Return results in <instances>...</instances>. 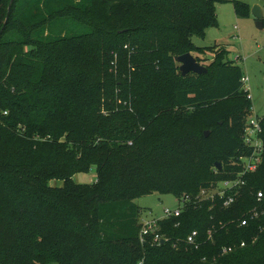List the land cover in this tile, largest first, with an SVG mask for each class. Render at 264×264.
Masks as SVG:
<instances>
[{
    "label": "trees",
    "instance_id": "1",
    "mask_svg": "<svg viewBox=\"0 0 264 264\" xmlns=\"http://www.w3.org/2000/svg\"><path fill=\"white\" fill-rule=\"evenodd\" d=\"M221 1L0 0V131L6 132L0 142L12 148L8 155L0 152V183L14 194L10 205L0 196V249L11 254V260L0 257V264H264V202L257 218L239 225L256 206V193L264 194V117L261 163L244 176L230 208L218 197L202 201L160 222L167 238L163 243L139 241L141 209L134 199L155 192L196 198L234 177L233 160L248 152L241 136L251 101L240 68L226 48L218 55L219 45L192 43L216 24ZM234 8L237 15L247 14L239 2ZM84 16L90 34L75 33L66 24ZM58 22L61 29L55 32ZM93 34L137 46L133 60L140 66L133 77L139 78L138 90L131 87L130 102L123 82L93 78L103 57L88 39ZM118 44L113 40L106 46L110 57L104 55V61L122 64ZM207 50L216 63L206 73L180 75L203 84L180 86L168 78L177 56ZM10 85L19 89L8 96L15 108L2 93ZM43 85L53 90L32 88ZM232 98L237 102L226 106ZM64 145L74 154L99 155L83 158L87 168L75 170L71 153L53 156ZM91 166L97 170L95 182L72 179ZM54 179L62 184L54 186ZM192 230H198V248L183 241ZM242 240L245 246L220 254L222 246Z\"/></svg>",
    "mask_w": 264,
    "mask_h": 264
},
{
    "label": "rangeland",
    "instance_id": "2",
    "mask_svg": "<svg viewBox=\"0 0 264 264\" xmlns=\"http://www.w3.org/2000/svg\"><path fill=\"white\" fill-rule=\"evenodd\" d=\"M234 2H239L244 5L246 7L244 10H247V14L237 15L234 8ZM254 5H257L261 8L264 19V0H222L217 5L216 24L208 26L205 30L204 36H194L192 43L195 47L199 48L219 45L221 47L214 49V53L218 55L223 52L224 48L228 50L229 60H234V63L240 68L242 76L247 77L244 87L248 90L249 98L247 97V99H250L251 101L250 116L252 118H262L264 117V27L260 29L255 24L256 20L251 12ZM66 24L69 26L71 25V27L74 28L75 33H92L90 20L86 16H84L82 19L80 18L78 22L68 21ZM53 27L55 32H57L61 29V23H55ZM134 37L135 36L133 35H129L126 38L129 40H134ZM88 39L91 41V43H95L97 54L100 52L101 55H103L101 59L102 62L100 63L101 67L99 74L97 72L99 62L92 70L93 78L95 80L101 79L103 82H108L111 80L117 81L118 84L123 82L122 88L126 87V89L129 91L128 100L130 102L131 87L135 86L136 90H138V85L136 83L139 81V78L133 77L134 73L140 66L139 61L133 60L134 56L138 53L137 46L129 42H123L122 44V38H118L120 39L119 41L110 35L93 34L89 36ZM113 40L119 43L117 47L121 51L122 64L117 65L115 61H104V55L107 57V59L110 57V54L108 57L105 53V48ZM212 53L210 50H207L205 54H198L197 52H193L191 54L195 58H199V60L208 59L204 62L202 60L198 62L204 65L206 68H209L216 63L215 60H213ZM97 54H95V59L98 61L100 56ZM150 64L153 65L155 70H158L157 61L152 60ZM176 65V69L169 74V79L178 81L180 86L188 87L191 85L199 86L200 84L204 83L201 82V79H196L195 76L193 78H189L188 80H182L179 71V63ZM117 87L118 86H116V88ZM32 88L41 93H48L53 90V86L47 87L45 85ZM18 90L19 89L15 85H10L2 91L4 94V99L13 108H15V106L12 104L13 101L11 102L8 99V96L19 93ZM236 102L237 99L232 98L227 99L224 104L228 106ZM124 105L128 104L125 102ZM100 112L106 114L107 111L101 108ZM52 116L53 115L50 114L48 118H52ZM0 133L3 135L6 134L4 130H1ZM60 140L65 141L64 138H61ZM126 143L131 142L130 140H127ZM62 151H65V153H71L72 156L70 157L69 163H71V167L75 170L87 168L85 163L81 164L83 158L84 160L87 159L86 161H88L96 158L99 155V153L91 154L87 150H79L78 154H74L70 145H64L58 147V149L53 153L55 159L61 158ZM0 152H2L1 156L10 154L12 152L10 144H7V142H0ZM71 177L76 183L92 184L96 181L97 170L94 166H91L86 171H77L73 173ZM52 184L54 186H60L62 181L54 179ZM0 196H2L4 202L7 205H10L14 194L10 188L0 183ZM134 202L141 209L142 215L150 218L163 215L162 210L164 207L174 209L179 205L178 197L175 195L170 193L156 192L136 198L134 199ZM0 257L5 260H11V254H9L7 250L2 251L0 249Z\"/></svg>",
    "mask_w": 264,
    "mask_h": 264
},
{
    "label": "built area",
    "instance_id": "3",
    "mask_svg": "<svg viewBox=\"0 0 264 264\" xmlns=\"http://www.w3.org/2000/svg\"><path fill=\"white\" fill-rule=\"evenodd\" d=\"M241 81L243 83L244 90L247 91V97L249 98L248 90L244 87V83L247 81V77L242 76ZM250 114L246 117L245 126L242 132V143L248 147V152L241 154L233 160L238 166V170L234 177L228 178L223 181L217 182L216 186L211 190H201L200 194L196 198H191L189 195H183L179 200V205L171 209L164 207L162 210L163 215L158 217L143 216L140 212L139 215V241L142 245H159L167 240V238L160 232V222L168 218L180 217L181 213L188 208H196L201 205L202 201L215 200L218 197L221 200L222 206L227 209L230 208L238 199L240 195V189L245 185L244 176L250 173H254L262 160L263 154V139H262V127L261 118H252ZM256 206L246 212V216L239 220L240 226H246L249 224V220L255 219L259 216V208L262 206L264 200V194L258 191L255 196ZM207 237H211V230L208 229ZM198 230H192L185 239V244L198 248L200 245ZM176 247V244H174ZM245 246V240L239 242L238 245H227L220 248V254H226L233 251L236 247ZM140 261L139 264H142Z\"/></svg>",
    "mask_w": 264,
    "mask_h": 264
},
{
    "label": "water",
    "instance_id": "4",
    "mask_svg": "<svg viewBox=\"0 0 264 264\" xmlns=\"http://www.w3.org/2000/svg\"><path fill=\"white\" fill-rule=\"evenodd\" d=\"M251 12L256 20L255 22L256 26L260 29L263 28V13L261 8L257 5H254L252 7ZM176 62L179 63V71L182 76H186L190 73L201 75L206 73L208 70L204 65L200 64L190 52L177 56ZM207 133L208 131L205 132V134ZM217 164L220 169L221 164L220 163Z\"/></svg>",
    "mask_w": 264,
    "mask_h": 264
},
{
    "label": "crops",
    "instance_id": "5",
    "mask_svg": "<svg viewBox=\"0 0 264 264\" xmlns=\"http://www.w3.org/2000/svg\"><path fill=\"white\" fill-rule=\"evenodd\" d=\"M217 10V9H216Z\"/></svg>",
    "mask_w": 264,
    "mask_h": 264
}]
</instances>
